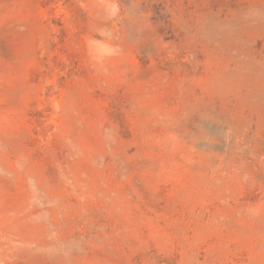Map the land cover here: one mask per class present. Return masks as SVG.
<instances>
[{
  "label": "rangeland",
  "instance_id": "374dc122",
  "mask_svg": "<svg viewBox=\"0 0 264 264\" xmlns=\"http://www.w3.org/2000/svg\"><path fill=\"white\" fill-rule=\"evenodd\" d=\"M0 264H264V0H0Z\"/></svg>",
  "mask_w": 264,
  "mask_h": 264
},
{
  "label": "clouds",
  "instance_id": "9594fccd",
  "mask_svg": "<svg viewBox=\"0 0 264 264\" xmlns=\"http://www.w3.org/2000/svg\"><path fill=\"white\" fill-rule=\"evenodd\" d=\"M104 51L107 52L108 54H112V51L113 50H111V49H105Z\"/></svg>",
  "mask_w": 264,
  "mask_h": 264
}]
</instances>
